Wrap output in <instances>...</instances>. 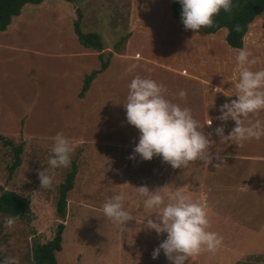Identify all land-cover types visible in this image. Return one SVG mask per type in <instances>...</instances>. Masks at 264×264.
<instances>
[{"label":"rangeland","instance_id":"obj_1","mask_svg":"<svg viewBox=\"0 0 264 264\" xmlns=\"http://www.w3.org/2000/svg\"><path fill=\"white\" fill-rule=\"evenodd\" d=\"M42 2L50 10L57 9L56 13L29 17L30 12L38 7L24 5L20 15L12 17L6 31L0 33V120L7 112L16 108L22 110L14 118L15 123L6 121L3 116L5 119L0 125V189L26 197L30 211L29 222L18 219L12 228L5 227L8 217L0 214V264L6 257L18 258L20 264H34L31 258L33 244L51 240L58 223L63 224V231L61 248L54 254L57 264H171L162 250L156 259L152 258L154 249L167 234L158 236L155 230L146 227L147 218L151 216L155 220L159 210L144 207L146 197L135 189L144 185L150 191L164 188L161 194L166 202L167 196L177 189L193 200L207 202L208 230L223 237L222 245L215 253L203 251L190 257L185 264H264V141L252 147L255 139L237 144L234 140L221 141L214 134V129L221 125L215 117L220 115L219 108L226 102L220 91L226 83L216 80L220 73L228 78L232 74L214 72L206 64L210 59L225 63L228 60L229 64H234L237 54L235 49L223 45L221 29L215 35L209 34L214 35L213 45L208 44V35L200 32V40L196 39L194 43L204 45V49L190 48L189 36L194 33L186 30L181 20L171 16L168 0ZM76 10L81 14L80 31L97 33L102 44L111 47L116 69L122 76L127 74L124 60L131 56L123 49L128 37L142 57L161 59V63L172 68L178 67L180 62L179 69L189 72L185 61H205L204 67L194 68L200 79L197 80L199 85L193 84L192 88L185 86V80L156 68L140 77L155 80L166 88L174 83L198 96L195 103L199 108L192 114L193 118L202 126L205 118L207 121L212 119L211 127L204 125V131L213 133L215 146L211 152H220L226 157L224 163L214 167L218 163L215 159L209 165L196 161L185 168L173 169L159 156L150 161L141 160L139 155L135 160L129 159L139 142L140 133L134 126L127 128L121 122L125 82H117L112 91L104 89V93L111 92L119 102H116L118 121L114 119L115 125H109L114 115L103 112L110 108L111 98L106 100L105 94L99 96L101 90L95 92L96 95L85 98L84 94L79 99L80 88L75 89L73 102L76 105L73 104V86L67 76H74L87 65L95 64L93 59L79 63L69 58L70 53H77L75 46L84 49L71 29ZM261 18V14L257 15L251 27L257 25L260 31V38L254 34L256 42L264 41ZM247 41L245 48L248 47ZM175 43H179L178 52L172 50ZM208 45L213 46L212 52ZM110 54L104 53L102 59L109 61ZM256 55L252 52L250 59L257 61ZM253 66L251 70L254 71ZM211 75L216 83L201 80ZM81 77L82 74L76 78L77 84L79 79L81 84ZM203 82L207 86H202ZM171 95L169 92L167 97L172 99ZM200 96H206V99L200 100ZM205 101L213 109L208 108L211 114L202 113ZM76 106L79 108L77 112ZM122 115L125 117L124 113ZM261 118L264 119V115ZM231 130L226 125L224 134L227 136ZM60 132L68 138L74 150L70 166L52 168L48 161L53 155L54 137ZM110 133L116 135V146H109L106 141ZM6 141L9 144H5ZM20 144V164L7 177V168L13 161L12 149ZM72 163L76 169L74 190L66 194L65 216L60 219L55 212L58 188ZM38 170H46L53 177L50 188H41ZM121 193L127 194L124 207L135 218L125 222V232H121L119 226L103 213V204Z\"/></svg>","mask_w":264,"mask_h":264},{"label":"clouds","instance_id":"obj_2","mask_svg":"<svg viewBox=\"0 0 264 264\" xmlns=\"http://www.w3.org/2000/svg\"><path fill=\"white\" fill-rule=\"evenodd\" d=\"M182 6L181 22L186 30L198 31L201 28L214 26V16L221 9L231 12L232 0H178ZM236 31L240 30L237 25ZM252 52L242 48L238 50L236 62L238 67V82L236 97L220 106V115L215 117L221 125L214 129V134L223 140H234L237 144L264 136V121L249 118L251 114L264 110V69L253 71L251 66L257 63ZM167 89L162 83L149 78L136 76L129 84L127 102L124 103L127 123L139 130V142L133 153L128 157L135 160L139 155L141 160H152L154 156L162 157L163 162L173 169L185 168L190 162L202 161L209 165L215 159L219 167L226 157L220 152L212 153L215 146L213 133H205L204 125L193 118L190 108L181 107L166 98ZM187 96L181 90V100ZM232 120L235 127L226 136V122ZM207 125L211 127L212 119ZM73 147L62 132L54 137L52 157L48 163L52 168L68 167L71 163ZM231 155V154H229ZM38 178L42 189L50 188L53 177L46 170H38ZM143 197L146 209H158L155 220L147 218L146 227L155 230L157 235L166 233L167 237L152 253L156 259L161 250L171 264H185L190 257L203 251L215 253L222 245L223 237L209 231L210 221L207 212V202L193 200L188 194L177 189L167 196L162 195L164 188L149 189L148 186L135 187ZM127 194L121 193L109 198L103 204V213L113 223L119 226L121 232L127 231L125 222L135 219L125 209L124 201ZM19 216L8 217L5 227L12 228ZM3 264H20L18 258L6 257Z\"/></svg>","mask_w":264,"mask_h":264},{"label":"crops","instance_id":"obj_3","mask_svg":"<svg viewBox=\"0 0 264 264\" xmlns=\"http://www.w3.org/2000/svg\"><path fill=\"white\" fill-rule=\"evenodd\" d=\"M176 1H178V0H176ZM172 2H175V0H168V3L167 4H168V7H169V10H170V4ZM43 4H44V2H41L40 4H37L36 6L38 7V9L36 11H34V12H30L31 15L29 17H33V16L34 17H40L42 15V13H52V14L53 13H56L57 9H56V11L54 9L53 10H50V9H48V5H46V7H44ZM25 5H27V4H25ZM20 13H21V11H20ZM20 13H19V15H20ZM170 14H171V11H170ZM58 15H59V17H61V12H59ZM18 16H16V17H18ZM171 16H172V14H171ZM176 20H178V19H176ZM9 24L6 26L5 30L4 31H0V33L5 32L6 29H7V27L9 26ZM252 24H253V20L247 25L246 32L244 33V35L242 37V45H241V48L240 49L245 48V41H247V38L249 37V39L247 41L248 42V47L245 48V49H248L251 52H256L257 53V55H256V58L258 59L257 60V64L254 65V66L252 65V66H253L254 71H258V70L264 69V41L256 42L255 35L254 34L256 33L258 35V34H260V31H258V29L256 28L257 25L252 29L251 28L252 27ZM128 28H130L129 23H128ZM219 30H217V31H219ZM190 31H192L194 33L191 36H194L195 37V38H192L191 36H189L190 42L188 43V45L190 46V48H192V47L198 48L199 47L200 49L201 48L204 49V47H203L204 45L194 43L196 39L197 40H200V39H198V37H199V35H201L200 32H202V31H200V30H198V31L190 30ZM221 31H222V34H223V45H227L226 42H225L226 29L225 28H221ZM250 31H251V35H250ZM72 32H73V30H72ZM88 32L89 33H93V32H90V31H88ZM216 32H214V33H216ZM69 33H70V31H69ZM214 33H212V34H214ZM222 34H221V36H222ZM207 35H208V40H209V41L207 40L208 41V44H212L213 45L214 43H212V42H215V40L213 39V37H214L215 34L214 35L207 34ZM258 37L260 38L259 35H258ZM70 38L72 39L71 34H70ZM99 38H100V36H99ZM220 38H222V37H220ZM75 39H76V36H75ZM76 41H77V39H76ZM100 41H101V39H100ZM133 44L134 43H132V41L129 40V37H128V40L126 41V43H124V48L123 49L124 50L126 49L129 52L128 56L131 55L128 59H125L124 60V62L126 63L125 67L127 69L126 70L127 74H125L124 76H122L118 72V70L116 69V66H115L116 65V62H115V58H114V54L115 53L111 50V47H109L108 45H103L102 44V41H101V49H100L99 52H96V51H94L92 49H87V48H84V47L83 48L84 49H87V50L78 49L75 46L74 49H76V50H74V51L77 52V53H74L73 52V53H70V55H69V58L70 59L72 58V60L73 61H76V62L79 61V63H86V62L88 63L90 59H93L94 62H95V64L87 65V67L81 69L82 72H80L81 70H79V72L77 74H75L74 76L73 75L67 76V78L70 80V82H71V84L73 86V91H72V95H71V100L73 102L74 97H75L74 96L75 89H79V88L81 89L83 78L85 76H87L91 71H96V70H98L100 68V61L98 59V55L101 54V56H102V55H104V53H107V52L111 53L110 54V59H109V61H107L106 68L103 69L101 72H98L93 77V79L90 81V83H89V85L87 87V90L84 93L85 94V98H86V97H89L90 94H91V96L93 94L96 95V93L97 92L99 93V90H101L102 92H101V94H98L99 96H101V95L103 96L105 94L103 97H105L106 100H108V99L111 98V100L109 101L110 102V108L108 110H106V111L103 110V112L106 113V114L108 113L109 116H113L114 115L113 116V119H112L113 121H110L109 125H115V120L114 119H116V121H118L117 115H116L117 114L116 113V105L119 102L116 101L117 98L114 97L111 92L109 94L104 93V89H108V91H112L113 90V87L116 86V83L117 82H125L126 87H125V90L122 91L123 97L125 96L124 97V103L127 102V95L129 93V84L131 83L132 79L135 78L136 76H141V74L144 75V74H146L148 72V70H152L154 68L160 70L162 73H165V72L171 73V74L175 75L176 77H178L179 79L181 78V79L185 80V86H188V87H191L192 88L193 87V84H196L197 83L199 85V82H197V80L199 81L200 78H199L198 73L196 72V70L194 68H196V67H204L203 66V63L205 62L204 60H202V59H195V60L185 61L184 64L189 68V72H187V71H185L183 69H179V67L181 65L180 62L178 64V67L172 68V67H170L167 64L161 63L159 61L161 59H158V58H149V57H142L137 51L134 50L135 49V45H133ZM212 45H208V49L211 52L213 50V46ZM230 49L234 50L233 48H230ZM172 50L175 51V52L180 51L179 43H175L174 45H172ZM235 50H236V53L238 54V50L239 49H235ZM237 54L235 56H237ZM211 55H212V53H211ZM95 59L99 62L98 65L96 64V60ZM235 60H236V57H235ZM207 62L208 63L206 64V66L208 65V67H211L210 70H212L214 72L225 71V72H228V73L232 74L228 78L226 76L221 75V73H220L218 75L219 77L217 76L218 77V80H216V81L217 82H220V83H224V82L226 83V85L223 86L224 88H222V90L219 88L220 91H221V93H222L221 95L224 97V99H226V102H230L233 99H237V97L235 95V93H236V87H235V85L238 82V67H237V62L235 61L234 64H229L228 60H226V63H225L224 61H220L219 62L218 60H214V59H210ZM81 74H82L81 84H80V79L77 81L78 82V84H77L76 83V78L78 76H80ZM235 76H237L236 79H235ZM204 79L213 80L212 83H216V81L213 79V75L208 76V77L206 76L204 78H201V80H204ZM234 79L236 81H234ZM206 83H208V82H206ZM201 85L202 86H207L204 82ZM80 89H79V92H80ZM166 89H167V91L165 93V96H166L167 99H170L171 102L180 105L182 108L183 107L190 108L192 114L197 113V110H198L199 106L196 105L195 102H197V97L198 96H195L190 90L182 89V88H180L178 86H175L174 83L173 84L170 83L167 86ZM181 90H184L187 93L186 98L183 99V100H181L180 97H179V92ZM113 92H115V91H113ZM169 92H170V94H172L171 95L172 96V99L169 98V97H167V95H169ZM199 98H200V100L201 99H204L205 100L206 99V96H205V98H203L202 96H200ZM112 102H114V106H112ZM116 102H117V104H116ZM73 104L76 105L74 102H73ZM204 105L205 106H204V108L202 110L203 112L202 111L201 112L202 113H205V114H207V113L208 114H211V111H208V108H211V106H208V104H206V101H205V104ZM201 106H202V104H201ZM78 109H79L78 106H76L75 112H77ZM121 110H122V113L120 114L121 115L120 118L122 119L121 122L124 123V124H126V127L128 128V127H130V124H128L127 123V120H126V110H125L124 105L122 106ZM212 111H213V109H212ZM20 112H22V110H20L19 108H16V109H14L11 112H7L3 116H5L6 121L10 120L11 121L10 123H13V122L15 123L14 118L15 117H18V114H20ZM25 112H27L28 114H30V116H34V114H31L29 111H25ZM42 113H46V112L45 111H42ZM123 113L125 114V117H123V115H122ZM35 114H38V112H36ZM263 115H264V110H260L258 113L251 114L249 116V118L252 121H255L256 119H260L261 121H264V119L261 118V116H263ZM3 116H1L2 118L0 120V125L2 123V120L5 119V118L3 119ZM204 123H205L204 125H207V123H208V121H207L206 118H205ZM220 123H221V121H220ZM234 124H235V122L232 121V120H229V121L226 122V125L229 128H231V129H233V127H235ZM100 134H101V132H100ZM115 140H117L115 134L114 135L112 133H110V135L108 134L106 141L109 143V146H111V145L116 146L117 144H116ZM262 141H264V137H261L259 140H256L255 144H253L254 146L252 145V147L258 146ZM92 142L94 143L96 141H92ZM253 155L256 156V154H253ZM75 174H76V169H75ZM72 189L74 190L73 183H72V188L68 192L73 191ZM65 210H66V196H65ZM64 216H65V214H64Z\"/></svg>","mask_w":264,"mask_h":264},{"label":"trees","instance_id":"obj_4","mask_svg":"<svg viewBox=\"0 0 264 264\" xmlns=\"http://www.w3.org/2000/svg\"><path fill=\"white\" fill-rule=\"evenodd\" d=\"M43 0H0V31H4L10 23L12 17H16L20 13V9L25 4L37 5ZM72 3L74 0H63ZM233 8L231 12H225L223 9L214 16V26L211 28H201L204 34H212L221 28L226 29L225 42L233 49H240L242 45V37L246 32L247 25L257 17L262 15L261 27L264 29V0H232ZM170 11L173 18L181 20L182 6L178 1L170 4ZM76 20L72 23V30L78 43L87 49H92L99 52L101 49V41L96 33H81L79 29V19L81 14L79 10L75 11ZM240 26V30L236 31V26ZM100 68L96 71H91L82 80V87L78 93V97L82 98L87 90V87L93 77L101 72L107 66V61L102 59L101 54L98 55ZM5 144H9L7 141ZM21 144L13 147V161L7 168L10 177L14 169L20 164L19 154L21 152ZM75 176V165L71 164L70 171L66 174L64 182L59 185L58 196L55 203V212L60 219H63L65 214V196L72 188L73 179ZM0 214L7 217L19 216L27 222L30 221L29 200L14 192L0 189ZM63 224L58 223L55 227V232L51 240L39 244H33L31 258L34 264H57L54 259V254L61 248V234Z\"/></svg>","mask_w":264,"mask_h":264}]
</instances>
